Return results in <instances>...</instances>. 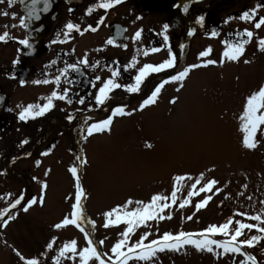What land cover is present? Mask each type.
<instances>
[{
  "label": "rangeland",
  "instance_id": "1",
  "mask_svg": "<svg viewBox=\"0 0 264 264\" xmlns=\"http://www.w3.org/2000/svg\"><path fill=\"white\" fill-rule=\"evenodd\" d=\"M252 26L255 41L264 39V27L255 30ZM245 48L239 62L222 65L219 61L225 48H215L214 57L210 59L216 60L217 65L191 71L179 92L176 91L178 83L166 84L154 106L131 111L130 116H120L110 133L93 134L84 139L86 132L80 131L77 135L74 130L64 132L66 150L57 158L56 174L41 178L42 183L50 186L43 205L38 204L31 214L20 215L0 227V234L4 235L0 237V264H24L21 256L37 258L41 264H53L63 243L75 239L80 248L86 246L83 233L75 226L60 230L54 227L72 210L75 178L66 169L74 164L79 166L81 185L87 195L84 201L86 215L96 225L93 238L97 244L104 241L98 250L109 255L126 226L105 228L103 213L128 199L147 202L157 193L170 195L176 175L196 177L203 172L206 180H218L216 187L223 191L216 194L214 189L212 193L194 196L184 209L178 208V200L177 206L168 210L173 216L171 220L159 224L152 221L150 229L138 228L131 237L132 243L149 230L153 233L149 240L156 239L157 233L198 232L209 224H222L235 211L255 215L264 210L261 203L264 201V135L258 132V147L247 150L242 147L239 130V115L245 98L264 85V52L256 43ZM207 60L205 57L194 64ZM245 60L250 63H244ZM174 98L175 104L171 103ZM76 156L85 157L87 163L80 165ZM186 183L190 185L191 182ZM187 192L188 188H185L178 196L182 199ZM207 195H212V200L197 212L195 205ZM226 196L231 198L225 199ZM188 216L193 219L187 220ZM245 232L241 239L264 235L255 229ZM53 239L55 244L48 250L47 245ZM247 250L259 256L264 264V241ZM158 257L156 264H231L233 258L236 264H240L243 259L230 255L217 260L212 254L197 252L190 246L179 253H158ZM62 264L73 262L62 260ZM129 264L136 262L130 261Z\"/></svg>",
  "mask_w": 264,
  "mask_h": 264
},
{
  "label": "flooded vegetation",
  "instance_id": "2",
  "mask_svg": "<svg viewBox=\"0 0 264 264\" xmlns=\"http://www.w3.org/2000/svg\"><path fill=\"white\" fill-rule=\"evenodd\" d=\"M57 1L60 4L58 22L50 36L43 40L44 50L34 57H27L21 52L17 42L26 37V29L19 26L20 18L26 15L25 9L19 2L11 8L7 4H0V34L8 31L15 38L8 43H0V210L9 208L20 196L24 197L21 205L17 209H11L4 217L6 221L31 214L38 206L36 204L27 212L22 211L27 206V201L40 197L41 178L56 174L57 158L62 157L61 151L66 150L64 132L75 130L79 120L86 119V115L91 112L96 113V117L91 118L92 121L87 119L88 124L107 118L119 106L125 107V111H133L163 79H170L171 75L176 74L175 69L150 74L139 94H129L123 88L116 89L110 93L111 99L101 107L94 103V96L102 83L111 77L110 68L118 69L120 76L117 82L127 85L134 82L133 77L144 64L155 65L168 59V48L162 35H158L163 31L164 24L169 25L168 43L177 55L178 68L183 69L190 66L191 62L194 64L195 61H202L199 54L209 47L212 49L210 57L208 56L210 59L214 57L215 48H225L223 41H233L236 39L235 33H242L244 29L251 30L253 27V23H244L239 19L229 21V18L239 17L244 11L264 4V0H123L107 12L98 9L87 15L88 8L99 3V0H56V6ZM185 3L189 5L187 14L182 11ZM177 4L180 7H176ZM70 8L72 11H69ZM5 11L10 15L3 16ZM12 13L16 19L12 18ZM102 16L106 17L104 23L98 25L97 21ZM200 16L205 17L203 26L196 23ZM257 17H264V8L259 10ZM69 22L79 25L81 30L87 29L89 25L98 30L85 31L83 35L72 32L67 42L52 44ZM13 24L17 26L11 27ZM5 25L9 27L5 28ZM141 29V39L136 40L135 33ZM192 30L194 34L189 36L188 33ZM213 30L218 32L217 37L211 36ZM109 38L115 41L114 45L106 43ZM255 40L256 34L248 44H258L259 40ZM122 45H127V48ZM153 47L160 48L161 51L143 55V50ZM138 49L141 50L139 54ZM85 56L89 66L81 65V73L69 72V78L75 83L67 84L62 81L61 84V91L69 89L71 104L55 100V107L45 115L30 118L27 122L18 119V105L43 104L46 101L41 97L50 95L55 89L53 84L36 85L32 81L53 79L59 74V69L65 66V61L75 63ZM134 57L138 61L137 65L127 67ZM17 58L20 63L14 65ZM54 60L57 61L56 64H52ZM13 75L15 79L10 78ZM97 76L100 77L99 81L95 79ZM20 80H26L27 84L21 86ZM81 98L85 100L83 105L78 103ZM69 115L74 119L69 121ZM116 120L117 116L114 117L113 124ZM24 140L29 142L24 144ZM46 151L49 155H42ZM49 193L50 186L44 198ZM2 225L3 221H0V227ZM3 236L0 234V237Z\"/></svg>",
  "mask_w": 264,
  "mask_h": 264
},
{
  "label": "snow or ice",
  "instance_id": "3",
  "mask_svg": "<svg viewBox=\"0 0 264 264\" xmlns=\"http://www.w3.org/2000/svg\"><path fill=\"white\" fill-rule=\"evenodd\" d=\"M25 3L27 0H0V4H7L9 8L13 7L16 3ZM123 0H99L94 6H90L86 12L87 15H91L94 10L103 9L105 12L112 9L116 5L122 3ZM43 5L42 8H38L37 5ZM51 7L50 0H31L30 5L26 8V15L21 17L19 20V26L26 30L30 31L31 24L30 21H38L41 19V12H48ZM176 7H180L179 4ZM261 8H264V4H258L256 8L244 11L239 17H230L229 21L233 19H239L246 23H253L254 28L259 30L264 26V17H257V13ZM189 10V5L185 3L182 7L183 13L187 14ZM69 11H72L70 8ZM3 16L7 17L10 15L9 12L5 11L2 13ZM13 19H16L14 13L11 14ZM106 17H100L97 21V24H103ZM205 17H198L196 23L203 26ZM229 21H226L229 22ZM17 25L13 24L11 27H16ZM8 28V25L4 26ZM98 28L92 27L89 25L87 29L81 30L80 26L73 24L71 22L65 25V29L62 30V33L57 34V38L54 39L51 43H65L71 38V33L76 32L80 35H83L85 31H97ZM169 30V25H163V31L158 33L162 35L165 42V46L168 48L169 58L164 60L159 64H150L146 63L137 70V74L133 77L134 82L127 85H122L117 82V78L120 76V71L118 69H109L111 72V77L104 81L99 87L97 94L94 96V103L98 106H104L106 102L111 99L110 93L116 89L123 88L129 94H139L141 91V86L144 83L145 79L150 74H159L168 70L175 69L176 74L171 75L170 79H163L147 96L146 99H143L142 103L139 105L138 109L133 111H143L146 107L155 105L157 99L160 96V93L164 86L170 82H175L179 84V87L176 89L177 92L181 90L184 86L185 79L189 76L190 72L194 69L200 67H208L209 65H217L216 60H207L202 64H192L190 66L180 69L177 67V55L173 52L169 42V36L167 32ZM142 29L135 33V39L140 40ZM119 34V33H118ZM194 34V30L189 31L188 35L191 36ZM61 35L63 39H61ZM255 33L251 30L244 29V31L235 33L236 39L233 41L225 40L222 43L225 46V50L222 53L221 60L219 63L222 65L225 62H239L240 58L244 55L246 48L245 46L251 42V39ZM212 37H217L218 32L213 30L211 32ZM15 38L10 35L8 31H5L3 34H0V43H8L10 40ZM20 45H23L24 48L31 49L33 45L30 43L29 38L21 39L17 41ZM109 45H114L115 41L112 38H109L106 41ZM125 49L127 45H122ZM258 47L261 52H264V39H259ZM141 50H137L138 54ZM161 51L160 48L153 47L151 49L143 50V55L147 56L149 53H156ZM212 52V49L209 47L206 50L202 51L199 56L201 59L208 57ZM20 63L17 58L13 64L18 65ZM57 61H52V64H56ZM118 63V62H117ZM138 61L134 57L133 60L127 67H135ZM244 63H250L249 60H245ZM81 65L88 67L87 56L76 61L75 63H68L65 61V66L62 69H59V74L55 75L53 79H40L32 81L36 85H48L53 84L55 89L51 92L50 95L46 97H41L42 100L46 101L43 104H28L27 106L18 105L20 112L18 114V119L23 122H27L30 118L36 119L45 115L48 111L55 107L54 101L61 100L66 101L71 104L72 99L69 95V89L64 88L61 91L62 81L67 84L75 83L74 80L69 78V72L81 73ZM96 66H99L97 62ZM50 67V65H46ZM10 78L15 79L13 75ZM97 81L100 80V77L95 78ZM21 86L27 84L26 80H20ZM95 87V83H93ZM2 103V99H0ZM78 103L84 104V98L79 99ZM171 103L175 104L176 99H172ZM11 111V109H9ZM133 112L125 111V107L119 106L116 107L111 114L97 122H94L90 125L87 124V119L85 120V127L81 129L82 133L86 132L84 139L92 136L93 134H103L105 132L110 133L112 129L113 119L116 116H130ZM69 121L74 119L73 116L69 115ZM240 127L239 130L242 133V147L247 150H255L259 141L256 139L257 133L260 132L261 135H264V85H261L258 90L252 92L245 98V103L243 105V110L239 115ZM29 141L24 140L23 143L27 144ZM151 147V145H149ZM42 155L47 156L49 152H44ZM76 160L80 162V165L86 164L87 160L85 157L76 156ZM51 171L50 169L48 170ZM72 176L75 178V197L74 203L71 206V212L69 216H65L61 222L54 225L55 229L60 230L68 226H75L81 233L84 235L86 241V246L80 248L78 246V241L73 239L71 241L63 243V246L60 248L58 255L56 256L53 264H62V260H70L73 264H129L130 261H135L136 264H156V261L159 259L158 253L165 251L171 252H181L186 250L189 246L194 248L197 252L201 253H210L217 260L221 257H236L240 256L243 259L240 261V264H259L257 257L251 255L245 249L255 248L261 241H264V235H251L246 239H241L245 237L247 230L249 233L255 229L257 233L264 234V210L255 215H250L247 212L235 211L231 216L226 218L225 222L222 224H209L205 229L198 232H186L179 231L178 233L164 232L163 235L157 233V238L149 240V237L153 233L149 230L143 233V235L134 243L131 242L132 235L140 227L151 228L152 221H155L159 224L163 220H171L173 218L169 209H173L177 206L179 200L178 208L184 209L186 206L191 204V201L194 196H199L201 193H212L215 189V193L223 191L222 188H217L219 181L216 179H205L203 172L199 176L192 175H176L173 177V190L170 195H163L160 193L154 194L150 199L145 202L143 200H133L128 199L122 205H117L114 208H111L107 212L103 213L105 218L103 226L109 228L112 226H119L124 224L126 227L121 232V238L111 247L110 252L102 253L98 250V246H103L104 241L100 240L97 242L94 240L92 233L95 231L96 225L95 222L90 220L86 215L84 201L87 199L85 189L81 185V179L79 174V166L73 165L69 169ZM209 171H214V169H209ZM186 182H191L190 185ZM247 188V185H244ZM48 185L46 182L41 184V195L40 197L33 198L27 201V206L22 208V211L27 212L29 208L33 205L44 203V196ZM185 188H188L187 195L184 198H180L178 193H182ZM243 195V193H240ZM212 195H207L199 203L195 205L196 211L199 212L201 209L205 208L209 202L212 200ZM231 197L226 196L225 199H230ZM24 197L20 196L14 200L9 208L0 210V221H3V226H6L7 221L4 220V217L8 215L11 209H17L21 205ZM249 200L252 199L251 196L248 197ZM264 204V201H261ZM168 211V214L165 215V212ZM13 214V218H14ZM240 217L241 219H237ZM187 220H192V216L186 217ZM245 221H256V223H249ZM217 237H222L218 239ZM147 241V242H146ZM55 244V239H53L48 245V250L53 248ZM20 256V253H17ZM21 260L24 261V264H41V261L37 258H25L21 256ZM231 264H236L235 259L233 258Z\"/></svg>",
  "mask_w": 264,
  "mask_h": 264
},
{
  "label": "water",
  "instance_id": "4",
  "mask_svg": "<svg viewBox=\"0 0 264 264\" xmlns=\"http://www.w3.org/2000/svg\"><path fill=\"white\" fill-rule=\"evenodd\" d=\"M31 0H27V6L30 5ZM41 7L38 8H42ZM59 6H54L52 10L49 9L48 13L41 12L40 16L41 19L38 21H30L31 24V31L27 30V38L30 39V43L33 45L31 49L24 48L26 50V53L30 56H34L36 54H40L44 50V46L42 44V41L45 37H48L51 33L53 27L55 26L58 17H59ZM38 51V52H37Z\"/></svg>",
  "mask_w": 264,
  "mask_h": 264
},
{
  "label": "trees",
  "instance_id": "5",
  "mask_svg": "<svg viewBox=\"0 0 264 264\" xmlns=\"http://www.w3.org/2000/svg\"><path fill=\"white\" fill-rule=\"evenodd\" d=\"M256 257H257V259H259L260 260V257L259 256H257V255H255Z\"/></svg>",
  "mask_w": 264,
  "mask_h": 264
}]
</instances>
